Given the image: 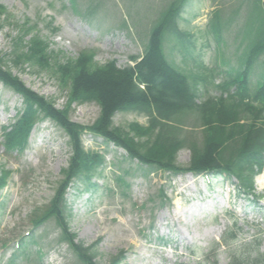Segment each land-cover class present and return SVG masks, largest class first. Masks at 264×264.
Here are the masks:
<instances>
[{
	"label": "rangeland",
	"instance_id": "1",
	"mask_svg": "<svg viewBox=\"0 0 264 264\" xmlns=\"http://www.w3.org/2000/svg\"><path fill=\"white\" fill-rule=\"evenodd\" d=\"M173 1L186 0H76L74 4L71 0H0L12 15L11 24L0 21V54L13 48L16 25L28 22L26 40L47 41L54 60H75L82 52H94L98 65L111 60L122 67L134 65L132 57L144 54L152 27ZM185 4L180 27L190 33V42L181 45L166 36L164 49L191 79H204L195 80L201 103L209 96H220L219 85L230 79L228 72H240L252 48L264 42V0H187ZM263 60L264 54L251 69L253 86L263 78ZM9 65L27 86L58 108L68 106L69 88L53 71L29 63ZM22 108V97L0 82L1 162L12 172L0 190V264H8L15 253L14 264H81L61 239L62 230L54 219L39 227L32 223L62 181L71 156L69 137L58 124L45 120L36 125L25 150L5 152L3 127L14 123ZM69 115L75 122L91 125L100 115V106L74 103ZM198 118L194 112L184 116V135L202 139ZM133 122L147 124L148 119L134 111L119 112L114 119L117 126ZM83 139L87 150L104 157V164L91 182L78 180L69 189L68 220L77 240L86 245L99 241L102 264H109L121 250L128 252L121 264H199L208 259L229 264L226 247H216L228 228L240 230L237 244L251 242L264 232V187L257 183L258 174L253 178L254 197L237 187L236 177L226 182L223 177L171 175L128 158L123 149L102 137L85 134ZM190 159L191 150L184 148L177 163L187 166ZM22 239L28 242L25 250L20 247ZM260 242L264 254V233Z\"/></svg>",
	"mask_w": 264,
	"mask_h": 264
},
{
	"label": "trees",
	"instance_id": "2",
	"mask_svg": "<svg viewBox=\"0 0 264 264\" xmlns=\"http://www.w3.org/2000/svg\"><path fill=\"white\" fill-rule=\"evenodd\" d=\"M71 2L74 4L76 0ZM178 6L172 4L152 29L143 56L132 57L134 65L122 67L116 60L98 65L94 52H82L75 60H54L55 53L48 51L47 41L40 37L26 40L28 22L24 24L25 29L24 25H16L19 29L17 36L12 38L13 48L9 53L0 54V81L23 99L17 120L4 127L1 145L5 151L25 150L34 127L45 119L57 123L69 136V165L62 170L63 179L50 204L42 213H35L32 223L39 227L54 219L62 230L61 239L73 249L81 264H102L98 260L99 241L86 245L77 240L68 220L66 193L70 184L82 179L91 182L96 170L104 164L101 154L85 148L83 136L86 133L123 148L128 158L150 169L171 175L193 172L220 176L224 172L228 177L238 178L240 188L256 196L254 174L264 168V78L257 87L252 86L249 71L264 52V43L253 47L243 72L219 85L220 96H209L198 103L199 89L195 80L203 78L191 79L168 59L163 46L166 34L184 40L189 37L190 41V34L178 26ZM11 20L6 6L0 4V21L11 24ZM50 28L57 31L53 26ZM10 63L16 67L29 63L53 71L63 87L69 88L68 106L58 108L55 102L29 88L13 73ZM93 101L101 108L93 124L84 125L70 118L72 104ZM130 111L146 116L148 123L133 122L127 127L115 125L114 119L119 112ZM190 112L199 116L203 125L202 139L184 135V116ZM184 148L191 150V159L187 166H180L177 157ZM11 174L2 164L0 154V190L7 185ZM239 233V229L230 227L222 243H216L217 249L227 247L229 264H264V254L260 252L263 231L251 242L237 244ZM21 241L25 250L28 242ZM127 253L121 250L111 257L109 264L124 262ZM199 264L219 263L208 259Z\"/></svg>",
	"mask_w": 264,
	"mask_h": 264
},
{
	"label": "bare ground",
	"instance_id": "3",
	"mask_svg": "<svg viewBox=\"0 0 264 264\" xmlns=\"http://www.w3.org/2000/svg\"><path fill=\"white\" fill-rule=\"evenodd\" d=\"M258 185L264 187V172L257 178Z\"/></svg>",
	"mask_w": 264,
	"mask_h": 264
}]
</instances>
